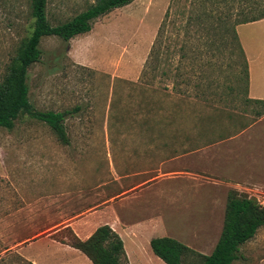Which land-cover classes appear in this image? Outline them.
<instances>
[{
  "label": "rangeland",
  "instance_id": "rangeland-1",
  "mask_svg": "<svg viewBox=\"0 0 264 264\" xmlns=\"http://www.w3.org/2000/svg\"><path fill=\"white\" fill-rule=\"evenodd\" d=\"M89 1L49 0V21L66 22ZM168 11L158 67L147 69ZM262 14L264 0H136L68 44L44 38L30 101L73 111L70 144L27 115L0 128V264H29L20 256L48 247L28 244L67 240L65 225L88 222L137 226L143 250L125 234L133 264H163L146 247L151 236L209 255L230 191L264 204V105L248 100L245 76L250 58L264 96V21L241 24ZM32 24L31 0H0V80ZM183 169L193 175L163 179L158 194L155 177ZM240 256L234 264H264V227Z\"/></svg>",
  "mask_w": 264,
  "mask_h": 264
},
{
  "label": "trees",
  "instance_id": "trees-1",
  "mask_svg": "<svg viewBox=\"0 0 264 264\" xmlns=\"http://www.w3.org/2000/svg\"><path fill=\"white\" fill-rule=\"evenodd\" d=\"M134 1L136 0H90L84 11L70 20L54 26L48 18L49 0H31L32 30L22 40L16 55L10 61L0 80V128L12 130L16 120L21 115H27L47 124L64 145H69L70 138L67 134L65 121L68 116L74 114L73 111L42 112L35 109L30 101L29 71L42 61L43 52L40 47L42 40L47 37H57L68 44L74 38L90 33L93 24L100 18L117 9L129 6ZM169 16L170 12L168 11L153 43L147 61V69H157L158 67L159 48L168 32L167 19ZM262 19H264V14L257 19L241 24ZM147 75L149 73L146 70L144 77ZM245 76L248 88L247 62ZM248 100L264 105V101L249 98ZM75 111H79V109L77 108ZM263 227L264 204L238 191H230L227 197L222 233L210 255L197 253L172 237L154 238L150 245L153 253L165 264H184V259L189 254H194L199 259L198 262L195 261L192 264H234L241 257V247L253 240ZM67 229L70 234L68 239L56 240L80 251L93 264H130L122 238L109 225L98 227L86 240L80 239L71 228ZM20 260L34 264L22 256H20Z\"/></svg>",
  "mask_w": 264,
  "mask_h": 264
},
{
  "label": "crops",
  "instance_id": "crops-1",
  "mask_svg": "<svg viewBox=\"0 0 264 264\" xmlns=\"http://www.w3.org/2000/svg\"><path fill=\"white\" fill-rule=\"evenodd\" d=\"M262 20L264 21V19H262ZM248 70H249V81H248V88H247V94H248L247 97L249 99H251V100L264 101V96L261 95L260 92L257 91L255 89L254 85H253L252 59H250V58L248 60ZM180 151H182V150H180ZM180 151H178V152H180ZM178 152H177V154H179ZM185 155L186 154L183 153L182 155L176 156V158H174V159L176 161H178L179 159H186ZM184 174H186V175H184ZM189 175H193V173L188 172L185 169H183V170H169L168 172H165L164 174H162L160 176H156L155 179L157 178V181L154 184H155V187L158 189V192H159L158 194L161 195V193H162V187H163V184H164V182H163L164 180L163 179H166L167 177L168 178H178L179 176L181 177V176H189ZM159 199H160L159 201L162 200L161 197H159ZM104 218L105 219H109V218H113L114 219V217H109V218L108 217H104ZM118 223L114 222V225H111V224H99L96 228H92V222L81 224V226H79L77 229H76L74 224H67V225H65V227H67V226H68L67 228H71L72 227L71 229L76 233V235L80 239L86 240L96 231V229L98 227H100L102 225H109V226L111 225L110 227L116 233H118L120 235V237L122 238V240L124 242V248H125L126 255L128 257L129 263L133 264L132 263V256H131V253L128 250V246H127V242H126L127 236L125 234L127 233L128 238L130 237L132 242H135V247H137L138 250H143L144 244H143V241L140 240L141 236H140V232H138L139 228L137 226L128 227V226L124 225V226H126V227L122 226V228L124 230H120L119 228L121 227L122 224L121 223L118 224ZM154 238L155 237L151 236L146 241V247H148V246L151 247L150 243H151V240L154 239ZM156 238H158V237H156ZM30 245H47V247H48V251L47 252L46 251L45 252L40 251L36 255H33L32 257L28 258V260L32 261L34 264H93L80 251L72 248L69 245L62 244V243H60L58 241H54V240L48 241V240L42 239V240H38V241H35V242H31L27 246H30ZM27 246L22 248V250H21L22 251V255H23V252H24V250L26 249ZM58 247H64L65 250L61 252V250H58L59 249ZM202 255H204V254H202ZM206 256H208V255H206ZM45 259H48V261L46 262ZM159 260L163 264H165L160 258H159Z\"/></svg>",
  "mask_w": 264,
  "mask_h": 264
}]
</instances>
